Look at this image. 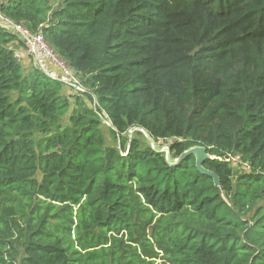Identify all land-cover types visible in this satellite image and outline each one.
<instances>
[{
  "label": "trees",
  "instance_id": "obj_1",
  "mask_svg": "<svg viewBox=\"0 0 264 264\" xmlns=\"http://www.w3.org/2000/svg\"><path fill=\"white\" fill-rule=\"evenodd\" d=\"M0 11L40 31L84 89L29 54L25 72L0 27V264H264V0ZM166 140L171 161L204 146L220 187L193 155L169 165Z\"/></svg>",
  "mask_w": 264,
  "mask_h": 264
},
{
  "label": "built area",
  "instance_id": "obj_2",
  "mask_svg": "<svg viewBox=\"0 0 264 264\" xmlns=\"http://www.w3.org/2000/svg\"><path fill=\"white\" fill-rule=\"evenodd\" d=\"M0 27L14 34L16 38L22 43L23 48L31 56L33 64L47 76L56 79L64 84L70 86L81 87L78 77L71 70L68 63L64 61L53 48L46 42L43 34L40 31L32 32L27 29L22 23H16L9 17L5 16L0 11ZM14 56L20 59L19 51L15 48ZM225 161L231 164H239L246 170L249 166L246 162H242L240 156L232 152H225L223 154Z\"/></svg>",
  "mask_w": 264,
  "mask_h": 264
},
{
  "label": "water",
  "instance_id": "obj_3",
  "mask_svg": "<svg viewBox=\"0 0 264 264\" xmlns=\"http://www.w3.org/2000/svg\"><path fill=\"white\" fill-rule=\"evenodd\" d=\"M73 87L76 88V89H79L81 91L84 90L83 88L78 87V86H73ZM131 134H132V131L129 132V136H131ZM146 136H147V138H148V140H149L152 148H155V143L152 140V138L149 135H147V134H146ZM160 150L165 152V161L169 165H175L180 160L184 159L186 156L193 155L194 156V159H195L194 164H195L196 170L198 172H200L201 174H204V175H207V176L211 177L212 178V181H213V185L215 187H217V188L220 187V179H219V176L215 172H213V171H211V170H209V169H207V168H205L203 166L204 161L207 160L208 158H211L212 157L206 151V148L204 146H193V147H191V148H189V149L181 152L179 154V156L175 160H173V161L170 160V152H169L168 147H162Z\"/></svg>",
  "mask_w": 264,
  "mask_h": 264
},
{
  "label": "rangeland",
  "instance_id": "obj_4",
  "mask_svg": "<svg viewBox=\"0 0 264 264\" xmlns=\"http://www.w3.org/2000/svg\"><path fill=\"white\" fill-rule=\"evenodd\" d=\"M29 69H31V68H29V66H27L26 68H25V72L26 71H28ZM104 132H105V135H106V137L108 138V139H111L112 138V136H111V134H110V132H109V130H107V129H105V127H104ZM132 135V134H131ZM130 137V136H129ZM145 139H146V137H145ZM171 140H166V141H159L158 143V146H161V147H167V143H169ZM148 142V141H147ZM235 165H237V164H235ZM234 168V167H233ZM246 170V169H245ZM155 263H158V262H162V260L160 259V256H157L155 259Z\"/></svg>",
  "mask_w": 264,
  "mask_h": 264
},
{
  "label": "crops",
  "instance_id": "obj_5",
  "mask_svg": "<svg viewBox=\"0 0 264 264\" xmlns=\"http://www.w3.org/2000/svg\"><path fill=\"white\" fill-rule=\"evenodd\" d=\"M16 49L19 51L20 60H21L22 64L25 67L30 66L31 65V59H30L28 53L26 52V50L23 47H17Z\"/></svg>",
  "mask_w": 264,
  "mask_h": 264
}]
</instances>
